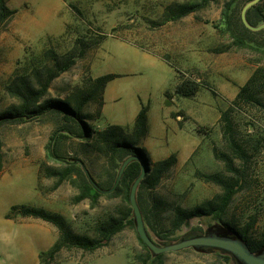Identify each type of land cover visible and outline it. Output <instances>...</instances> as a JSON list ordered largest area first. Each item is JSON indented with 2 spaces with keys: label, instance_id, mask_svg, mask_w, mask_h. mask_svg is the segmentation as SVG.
Returning a JSON list of instances; mask_svg holds the SVG:
<instances>
[{
  "label": "rangeland",
  "instance_id": "374dc122",
  "mask_svg": "<svg viewBox=\"0 0 264 264\" xmlns=\"http://www.w3.org/2000/svg\"><path fill=\"white\" fill-rule=\"evenodd\" d=\"M183 1L9 0L17 12L0 28V111L18 102L7 89L13 82L25 81L38 88L47 69L70 55L77 58L83 49L76 64L52 81L46 97L70 100L75 105L74 96L88 85L89 78L115 74L106 85L101 114L96 101L85 107L84 112L91 116L88 122L97 129L112 124L132 127L145 105L149 133L142 146L151 161L173 152L177 156L161 182L142 191L147 203L157 205L152 215L156 230L150 229L151 237L177 241L188 232L204 231L221 222L211 216L196 217L168 239L157 233L171 226L176 207L189 209L220 196L221 184L206 180V176L218 174L223 182L239 178L243 185L227 208L226 220L239 231L254 219L251 233L261 238L264 105L234 100L250 75L264 68V55L234 44L230 36L220 32L227 0L213 1L177 21L166 20L167 8ZM259 31L243 35L263 45L264 31ZM166 54L169 61L163 58ZM179 72L200 82L201 89L192 98L174 97L169 102L166 91L174 93ZM258 99L264 103L263 91ZM59 121L58 115L49 114L0 126V173L5 169V177L0 179V264H43L39 254L52 247L56 236L50 223L30 217L23 220L20 214H13L14 205L58 212L74 234L89 237H97L96 228L102 221L127 211L122 196L103 194L92 206L88 199L74 202L78 189L69 181L56 187L57 178L49 171L62 169L66 163L50 158L47 145ZM230 142L239 144L244 158ZM60 145L66 159L83 160L97 181H104L107 159L103 153L79 137ZM224 156L237 171L227 169ZM159 256L145 249L136 230L127 227L93 252L64 248L52 264H143V260L152 264H235L218 250L200 253L188 248ZM155 257L159 258L153 260Z\"/></svg>",
  "mask_w": 264,
  "mask_h": 264
},
{
  "label": "trees",
  "instance_id": "16d2710c",
  "mask_svg": "<svg viewBox=\"0 0 264 264\" xmlns=\"http://www.w3.org/2000/svg\"><path fill=\"white\" fill-rule=\"evenodd\" d=\"M8 1L9 0H0V28H2L17 12L16 9L9 6ZM213 1L217 0H184L181 3H174L167 8L165 19L168 21H177L190 13L206 8ZM249 1L250 0H227L219 22L223 23L224 26H219L222 28L219 30L230 36L234 44L240 47H247L264 55V44L258 45L253 43L250 38L247 39L243 35L245 32L253 33L252 30L244 25L241 19V10ZM71 6L75 7L74 4H71ZM247 19L255 26L264 22V0H260V2L248 9ZM216 27L218 26L216 25ZM263 31L264 30L259 31L258 33ZM48 52L49 54L51 53L50 50H48ZM84 52L85 50L81 49L77 58L83 56ZM77 58L76 56L70 55L64 62L56 63V67L47 69L45 76L39 82L40 86L38 88L31 86L25 81H20V84L13 82V85L8 86V92L11 96L15 97L18 102L0 111V126L4 124L24 123L40 119L49 114L58 115L60 118V126L53 134L60 129L63 131L58 133L54 139L53 154L57 157L66 159L67 157L60 151V143L66 139H72L73 137L82 138V141H85L87 145H90L95 151L103 153L106 156L107 171L103 182L97 181L91 169H89L98 185L105 189L113 186L118 170L125 158L132 154L141 156L146 162L147 173L139 185L137 199L143 213L145 225L150 234V229L156 230L152 223V215H154V210L157 205L155 203H147L144 200L142 191L154 189L161 182L164 175L176 164L177 156L173 152L167 158L155 162L151 161L148 151L142 146V141L149 133L148 107L145 105H143L138 112L132 127L128 125L112 124L104 126L102 129H97L88 122V118H91V116H88L84 112L85 107L89 102L96 101L100 106L99 113L101 114V108L104 104L103 94L106 85L116 76L115 74H105L96 78H89L88 85L74 96L73 100L75 105H72L70 100L46 97L52 81L63 72L70 70L72 66L76 64ZM163 58L169 61L168 54L163 56ZM15 79L19 78L16 77ZM200 89V82L193 78L185 77L183 73L179 72L174 93L166 91V95L170 100L169 102H171L174 97L192 98ZM262 91L264 92V68H258L250 75L244 85L240 87L234 102L237 103L240 100H245L247 102L252 101L253 103L264 105L262 100L258 99V94ZM226 118L227 114L225 112L224 119ZM229 146L237 152L241 158L245 157V152L238 143L230 142ZM1 148L2 141L0 139V161L2 160ZM47 153L50 158L55 159L50 153V142L47 145ZM223 160L229 171H237L227 157L224 156ZM140 172V162H130L116 190L108 194V196H122L128 205L127 211L121 217H110L98 224L96 228L97 237L74 234L71 227L66 222L65 217L58 212L31 205L12 206V210L14 211L13 214L17 213L23 217L40 218L57 227L59 232L58 238L49 250L40 252L39 257L41 262L43 264H52L57 260L56 258L64 248H78L93 252L107 245L114 235L125 228L131 227L135 229L132 207L129 204V192L131 185ZM49 175L57 178L56 187L67 180L78 189V193L74 197L75 203L88 199L91 205L95 206L99 198L103 195L91 185L79 164H65L62 169L50 170ZM206 180H213L221 184L223 193L213 200L205 201L189 209L180 206L176 207L173 212L171 226L165 230L166 232H157L162 239H168L170 234L180 229L187 220L196 217L211 216L214 220H219L228 227L231 226L232 228H236V226L231 225L230 222L226 220L225 214L233 196L243 188V185L239 182V178L233 182L227 183L223 182L219 178V175L216 174L206 176ZM253 224L254 219L248 222L243 228H240L239 232L250 248L253 251H257L264 248V236L255 238L252 235L251 230ZM137 237L143 247L148 250L138 235ZM159 257H155L153 260ZM223 257L226 261H230L231 259V256L228 254H223ZM60 258L61 257L58 259ZM143 264L152 263H147L146 260H143Z\"/></svg>",
  "mask_w": 264,
  "mask_h": 264
},
{
  "label": "water",
  "instance_id": "95a60500",
  "mask_svg": "<svg viewBox=\"0 0 264 264\" xmlns=\"http://www.w3.org/2000/svg\"><path fill=\"white\" fill-rule=\"evenodd\" d=\"M258 2H260V0H250L243 6L241 10L242 22L247 28L253 31L264 29V22L255 26L252 25L247 19L248 9ZM61 131L63 130L60 129L56 131L50 141L51 155L55 159L66 164L73 163L81 165L91 185L101 194H109L114 192L120 184L128 164L132 161L140 162L141 172L131 185L129 192V204L132 207L136 233L153 256H159L167 252H176L192 248L200 253H208L210 251L218 250L223 254L230 255L235 264H264V248L253 251L238 230L232 228L231 226L228 227L221 222L211 224L204 231L188 232L182 235L177 241H155L150 236L146 228L143 213L137 199L139 185L147 173V165L145 160L137 154L128 156L123 160L113 186L107 189L102 188L95 181L83 160L79 158L65 159L57 157L53 154L54 139Z\"/></svg>",
  "mask_w": 264,
  "mask_h": 264
},
{
  "label": "crops",
  "instance_id": "0c3cea01",
  "mask_svg": "<svg viewBox=\"0 0 264 264\" xmlns=\"http://www.w3.org/2000/svg\"><path fill=\"white\" fill-rule=\"evenodd\" d=\"M36 176H37V172H36ZM5 177V169L0 173V179H2V178H4ZM26 218H29V217H23V220L24 219H26ZM30 218H35L36 219V217H30ZM37 219H40V218H37ZM40 220H42V219H40ZM42 221H45V220H42ZM46 222H48V221H46ZM48 223H50V222H48ZM50 226H51V232L52 233H55V239H54V243L56 242V240H57V238H58V234H59V232H58V229H57V227H55L52 223H50ZM53 243V244H54ZM53 246V245H52ZM40 255V254H39Z\"/></svg>",
  "mask_w": 264,
  "mask_h": 264
}]
</instances>
